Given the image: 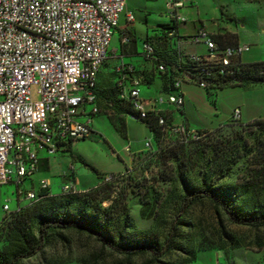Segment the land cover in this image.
<instances>
[{
  "label": "rangeland",
  "instance_id": "374dc122",
  "mask_svg": "<svg viewBox=\"0 0 264 264\" xmlns=\"http://www.w3.org/2000/svg\"><path fill=\"white\" fill-rule=\"evenodd\" d=\"M259 1L263 2V0ZM185 6L180 13L187 18V25L182 27L180 24L181 33L187 35L194 31V21L199 18L210 30H217L216 23L227 24L226 26L239 30L242 45L245 44L244 42L250 48L253 45H260L261 50L259 51L262 52L264 61V9L259 12L257 6L249 5L243 0H193V3L188 0ZM243 25L244 28H242ZM118 39L117 32L110 49L115 45L119 46ZM253 51L258 53L256 49ZM139 88L142 90V97L150 99L154 96L148 85L144 84ZM195 89H198V93H190L193 102L188 104L186 116L175 105H165L175 111L176 122L181 123L182 119L188 118L191 128L186 127L192 131L189 135L168 134L156 145L152 134L143 122L127 117L123 134L118 131L105 113H101L92 118L93 134L85 140L76 141L71 152L50 154L46 150L40 151L39 158L49 161L45 163L48 169L38 170L34 175L24 179L22 183H19L14 175L11 183L0 187V251L9 245L5 238L7 224L17 216L16 214L6 215L3 206L7 204L10 207L8 213L17 212L20 205H26L27 212L32 211L50 198L63 195V186L69 182L67 178L69 175L73 177L72 182L75 176L78 179L76 185L78 190L76 191L83 192L92 189L99 185L103 178L98 182L97 174L85 165L84 161H86L100 173L123 174L115 179L109 176L104 179L115 185L116 191L125 193V203L130 218L138 230L163 240L169 230H173V224L176 222V234L188 243L186 246L188 248L190 247L188 239H191L195 253L208 250H218L229 255L248 253L244 259L239 260L240 264H251L258 260L260 255L264 257V229L256 230L232 223L228 216L210 201H203L182 212L184 189L178 181V166L175 161L168 160V155L164 151L167 144L178 148L180 143L177 142L189 141L185 144V154L193 169L186 172V177L196 186L201 185L203 177L210 182L214 174L210 171L206 174L199 172L211 156L210 150H206L207 145L210 146L211 141L221 139L230 131H241L243 126L219 125L218 130L200 128L224 122H227L224 125H230L231 113L237 107L243 112L244 109L248 112L249 115L246 117L264 116V93H239V89L225 88L223 92H218L216 101L213 103L208 99L205 91L197 87ZM162 95L165 97L164 94ZM92 110L93 106L89 105L87 111L91 113ZM80 120H85V118L81 117ZM243 122L246 123L244 118ZM250 129L249 131H256V128ZM212 130L216 134L214 140L206 136ZM247 132L242 130L245 136L252 133ZM262 136H264V131ZM146 142L151 143V148L145 146ZM248 167L251 166H239L227 177L215 180L216 186L230 185L236 187L238 192H242L241 203L245 209L264 205V194L255 199L251 191L242 187L241 178L248 176ZM42 180L48 183L47 196L28 206L30 201L20 196L19 191L34 190L37 192ZM104 206L108 204L105 203ZM180 223L182 225H178ZM261 247L263 250L257 252ZM187 259L188 255L178 250L161 258L162 261L173 264H183ZM223 261L225 262L224 258ZM14 264L160 263L149 254L126 257L104 248L94 237L86 233L66 230L49 233L40 252Z\"/></svg>",
  "mask_w": 264,
  "mask_h": 264
},
{
  "label": "built area",
  "instance_id": "2783aa9c",
  "mask_svg": "<svg viewBox=\"0 0 264 264\" xmlns=\"http://www.w3.org/2000/svg\"><path fill=\"white\" fill-rule=\"evenodd\" d=\"M126 4L127 0H0V187L11 183L14 175L19 183L34 175L42 161L40 151L62 152L93 134L91 121L100 111L95 93L98 75L110 58ZM183 6L184 0H166L167 22H185L178 13ZM126 16L128 22L134 21L132 13ZM122 32V43L130 44L131 36ZM175 34L171 30L170 36ZM212 35L201 27L189 37L180 35L178 47L182 50L184 40L204 44L206 54L188 55L222 66L241 61L251 49L239 44L220 49ZM143 52L152 59V46L144 44ZM158 68L165 69L162 65ZM115 70L120 75V97L133 102L141 118H147L149 112H163L145 107L139 88L144 85L143 77L135 73L133 63L120 56ZM185 81H190L187 76L176 78L174 90L163 93L165 97L156 102L175 105L181 111ZM195 85L203 90L206 87L205 82ZM89 105L93 106L91 113ZM230 119L241 121V108H235ZM159 124L165 131L192 132L185 125L169 126L163 117ZM145 146L151 148V143ZM67 178L63 193L76 192L72 176ZM43 189H48L46 180L40 183L39 191ZM39 191L20 190L19 195L30 204L40 199ZM3 210L8 214L10 207L5 204Z\"/></svg>",
  "mask_w": 264,
  "mask_h": 264
},
{
  "label": "trees",
  "instance_id": "16d2710c",
  "mask_svg": "<svg viewBox=\"0 0 264 264\" xmlns=\"http://www.w3.org/2000/svg\"><path fill=\"white\" fill-rule=\"evenodd\" d=\"M248 1L260 2L259 0ZM171 30L176 31L174 36H170ZM122 31L131 36V43L134 42V37L127 28L120 29L121 46L124 48L127 45L122 43ZM178 33V24L175 21L163 22L143 41V46L144 44L152 46L153 54L152 59H147L144 52L141 56L145 62L150 63L152 73H155L162 80L163 93H170L174 90L176 78L187 76L195 84L205 82L204 91L208 99L215 103L220 90L225 88H247L254 84L264 83V61L243 63L238 60L229 66L215 64L204 60V58L196 61L178 47V40L182 37ZM212 37L220 49L237 45V35L232 33L213 34ZM120 56L123 55L117 54L114 57L113 52H111L110 58L103 65L98 75L95 93L100 109L99 114L105 113L118 131L123 134L125 133V119L123 116L130 115L137 118L149 129L156 145L168 134H179L165 131L164 127L159 124L160 117L165 118L169 126L173 124V118L169 113L149 112L148 117L144 119L134 109L133 102L120 97L122 93V86L119 85L118 81L120 75L115 70L120 61ZM125 60L128 61L126 58ZM134 65L135 73L143 77V83L146 85L151 83L152 79L143 76L138 66ZM159 65H162L165 69L160 71ZM229 121H231L230 125L222 126H243L242 130L252 133H246L245 136L242 134V130L230 131V133L224 134L221 139L211 141L210 146L207 145L206 150H210L211 156L199 172L206 174L210 171L214 174V177L210 182L207 181L206 177H203L200 186L193 185L186 177V172L193 169L185 154V144L189 141L177 142L180 143L178 148L171 147L168 144L165 146L164 151L168 155V160L177 163L178 181L184 189L182 212L203 201H210L219 207L232 223L256 230L264 229V205L245 209L241 203L242 192H238L236 187L230 185L216 186L215 182V180L227 177L239 166L250 165L251 167L247 168L248 176L241 178L242 187L251 191L255 199L263 196L264 136H262V133L264 131V119H255L246 121V123L243 120L234 121L230 119ZM250 128H256V131H249ZM215 129L218 130L219 128ZM256 133L258 135H255ZM215 135L213 130L206 134L212 140L215 139ZM71 151L72 144L68 145L62 152ZM84 163L97 174L98 179L103 178L99 185L83 192L62 193L63 195L60 197H52L32 211L27 212L25 205L20 206L15 213L6 214H16L17 216L7 224L5 238L9 245L0 251V264H14L21 259L36 255L43 249L45 239L49 233L66 230L86 233L94 237L104 248L126 257L149 254L160 264H173L166 263L161 258L174 250H178L188 255V259L183 264L195 260L197 253L194 252L192 240L188 239L191 247V250H189L190 247H186L188 243L176 234V222L173 224V230H169L163 240L152 237L136 228L125 203V193L116 191L117 187L104 179L106 176L115 179L118 176H123V174L106 175L100 173L88 162L84 161ZM47 192L48 189L40 190L39 197L45 198ZM35 203L32 202L28 206ZM105 203L108 206L105 207ZM178 225H182V223ZM262 250L261 247L257 252Z\"/></svg>",
  "mask_w": 264,
  "mask_h": 264
},
{
  "label": "crops",
  "instance_id": "0c3cea01",
  "mask_svg": "<svg viewBox=\"0 0 264 264\" xmlns=\"http://www.w3.org/2000/svg\"><path fill=\"white\" fill-rule=\"evenodd\" d=\"M191 3H193V0H190ZM188 0H184V6L181 7L178 10L179 15L185 19V22L179 23L178 25V32L179 35L183 37H189L193 34H195L199 28L205 27L210 33L212 34H225V33H232L237 35V44L242 45V39L241 35L239 33V30L234 29L230 26H226L223 24L216 23L217 30H210L209 27L199 18L198 24L197 21H194V31L191 33L184 35L181 33V26L182 27L187 25V18L183 16L180 13V10L183 11V9L186 7L185 5L187 4ZM243 2L249 4V5H255L259 8V12L261 9H264V2H259V3H253L248 0H243ZM258 10V9H257ZM127 13H132L134 15V21L133 22H128L127 20ZM260 14V13H259ZM167 19H169V14L166 9V0H127L126 8H125V13L120 17L119 20V27L117 29V32L119 34L120 29L122 28H127L130 33L134 37V42L125 46L122 48L121 46V40L119 36V46H114L112 48V52L114 54V57H116L117 54H122L123 57L128 59V61L133 62L138 66V69L141 71V74L145 77H148L149 79H152V82L148 84V86L152 89V93H154V96H152L150 99L144 98V103L145 107L148 109H152L155 107L157 110L165 111L169 113L172 118H173V123L175 125H185L191 128V124L188 120L187 117L182 119L181 123L176 122V113L175 111H172L170 107H166L165 105H168L167 103L159 104L156 101L161 98L163 95V83L162 80L154 73H152V67L150 63H147L143 60V57L141 56L142 54V47H143V41L146 39V37L150 34H152V31L158 27L159 24L163 22H167ZM245 26L243 25L242 28ZM113 41V40H112ZM245 43V44H244ZM244 45H247L246 42H244ZM181 48L182 50L187 53V54H206L207 53V47L204 44H193L189 42L188 40H184L181 43ZM254 49L258 51V53H254ZM261 50L260 45H253L252 48L250 49L249 52L245 53L241 57V61L243 63H253V62H259L263 61V54L260 52ZM116 59V58H114ZM202 89L195 85L191 81H185L182 85V93L184 94L185 97V105L184 108L181 110L184 112V115L188 113V104H191L193 100L191 99L190 93H198V89ZM234 89V88H233ZM239 89V93H264V83L262 84H254L251 85L247 88H236ZM203 90V89H202ZM225 89L220 90V92H223ZM204 91V90H203ZM219 92V93H220ZM154 97V98H153ZM153 106V107H152ZM240 107V106H239ZM242 110V109H241ZM249 115L248 112H244L242 110V120L244 118V121H252L255 119H264V116H247ZM125 119V125H126V118L131 117L135 120H138L137 118L130 116V115H125L123 116ZM246 117V118H245ZM258 117V118H255ZM140 121V120H139ZM184 123V124H182ZM213 123V122H212ZM227 122L224 123H219L216 124L215 126H206V127H201L200 129H206V130H211L214 128H217L219 125H224ZM195 129H199V127H195ZM153 138V137H152ZM139 153V152H138ZM141 153V151H140ZM49 162L48 160H42L40 162L38 170H43L46 168V164ZM48 166L50 167V164L48 163ZM99 182V179H98ZM77 183L78 179L75 176V180L73 181L74 187L78 190L77 188ZM85 190V189H84ZM221 251L218 250H208V251H202L197 253V256L194 261L187 263V264H240L239 260H242L248 255V253H231L229 254H224ZM225 259V262L223 261V258ZM251 264H264V257L260 255L259 259L252 262Z\"/></svg>",
  "mask_w": 264,
  "mask_h": 264
}]
</instances>
